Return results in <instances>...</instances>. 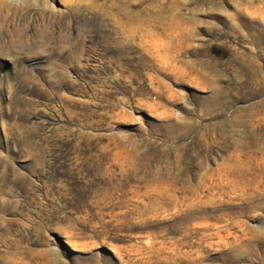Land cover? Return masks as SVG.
I'll use <instances>...</instances> for the list:
<instances>
[{
	"label": "rangeland",
	"instance_id": "rangeland-1",
	"mask_svg": "<svg viewBox=\"0 0 264 264\" xmlns=\"http://www.w3.org/2000/svg\"><path fill=\"white\" fill-rule=\"evenodd\" d=\"M0 264H264V0H0Z\"/></svg>",
	"mask_w": 264,
	"mask_h": 264
}]
</instances>
